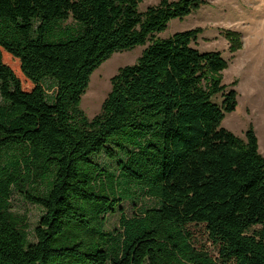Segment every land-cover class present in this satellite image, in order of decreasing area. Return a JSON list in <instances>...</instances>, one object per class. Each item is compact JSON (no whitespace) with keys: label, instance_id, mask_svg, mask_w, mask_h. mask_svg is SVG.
Listing matches in <instances>:
<instances>
[{"label":"trees","instance_id":"16d2710c","mask_svg":"<svg viewBox=\"0 0 264 264\" xmlns=\"http://www.w3.org/2000/svg\"><path fill=\"white\" fill-rule=\"evenodd\" d=\"M141 2L0 0V264H264V158L252 130L220 127L237 107L227 63L192 47L199 29L155 37L204 1ZM146 42L88 119L92 73ZM15 195L41 209L33 229Z\"/></svg>","mask_w":264,"mask_h":264},{"label":"rangeland","instance_id":"374dc122","mask_svg":"<svg viewBox=\"0 0 264 264\" xmlns=\"http://www.w3.org/2000/svg\"><path fill=\"white\" fill-rule=\"evenodd\" d=\"M175 2L178 0H169ZM204 4L183 18L171 20L166 28L156 34L157 39H167L176 33L199 29L192 47L199 52H219L227 63L222 72V82L235 91L237 107L232 113H224L220 127L241 140L252 130L258 140L259 154L264 158V0H203ZM161 0H142L139 11L157 6ZM227 32L239 34L241 48L230 50ZM149 42L133 49L116 52L99 66L90 76L88 87L81 97L80 110L88 119L100 113L104 100L111 88V78L120 69L134 66L142 56ZM220 95L214 102L221 104ZM1 103V98H0ZM151 202H123L120 207L126 216L137 212L141 205ZM15 211L26 214L30 229H33L42 214L40 208L25 203L18 196L13 197ZM120 212L108 217V228L118 229ZM196 245L212 257L216 250L208 242L202 226H191Z\"/></svg>","mask_w":264,"mask_h":264}]
</instances>
